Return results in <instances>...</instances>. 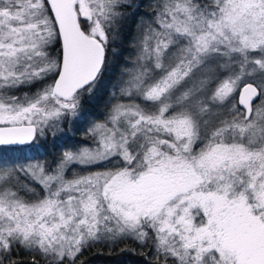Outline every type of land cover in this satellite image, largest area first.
Returning a JSON list of instances; mask_svg holds the SVG:
<instances>
[{
    "label": "snow or ice",
    "instance_id": "snow-or-ice-1",
    "mask_svg": "<svg viewBox=\"0 0 264 264\" xmlns=\"http://www.w3.org/2000/svg\"><path fill=\"white\" fill-rule=\"evenodd\" d=\"M97 247L264 264V0H0V264Z\"/></svg>",
    "mask_w": 264,
    "mask_h": 264
},
{
    "label": "trees",
    "instance_id": "trees-1",
    "mask_svg": "<svg viewBox=\"0 0 264 264\" xmlns=\"http://www.w3.org/2000/svg\"><path fill=\"white\" fill-rule=\"evenodd\" d=\"M128 39H130V36L127 37L121 47V56L117 59L113 72L118 73L119 66L123 63L124 57L128 56L129 52L131 51ZM114 78L113 76L106 77V80ZM101 96L102 99L99 101L98 109H103V103L104 99L107 98V92L105 91L104 86L101 87ZM80 138V134L78 133L76 136V139ZM58 149H53L51 145L48 146V152L51 153V155L58 154ZM31 155V153H29ZM40 155H44V149H41ZM51 155L48 157L51 159ZM122 247V246H121ZM85 258L88 261V264H140L141 257L136 255H130L128 253H121L118 249L113 251L110 250L107 247H97L89 252L85 253Z\"/></svg>",
    "mask_w": 264,
    "mask_h": 264
}]
</instances>
